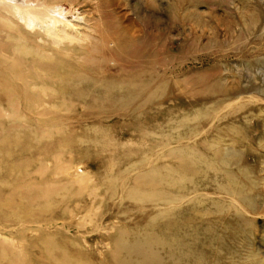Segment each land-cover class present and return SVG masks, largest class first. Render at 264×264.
<instances>
[{"label": "rangeland", "instance_id": "rangeland-1", "mask_svg": "<svg viewBox=\"0 0 264 264\" xmlns=\"http://www.w3.org/2000/svg\"><path fill=\"white\" fill-rule=\"evenodd\" d=\"M52 1L89 41L0 8V264H264V0Z\"/></svg>", "mask_w": 264, "mask_h": 264}, {"label": "bare ground", "instance_id": "bare-ground-1", "mask_svg": "<svg viewBox=\"0 0 264 264\" xmlns=\"http://www.w3.org/2000/svg\"><path fill=\"white\" fill-rule=\"evenodd\" d=\"M30 2H34L35 5H30ZM58 4L59 3H55L52 0H24V6H22L20 4L10 3L8 0H0V8L2 10H4L13 18L17 19L18 16V20L23 21L26 26L30 28L32 27V29L39 23H47L43 35L36 31L33 32L34 34H37L43 41H49L57 46H61V44L66 40L79 43L89 41L88 35L79 36V31L77 30L78 23L74 22L73 20H68V16L71 13L72 8L71 11H66L64 7L59 6ZM108 23L110 25V22ZM125 94L121 96H124ZM216 145L211 144L213 147ZM210 157L213 160H219L218 163L220 164L226 162V159H224V157L221 155H216L215 151L210 153ZM213 160L212 162L217 164V162Z\"/></svg>", "mask_w": 264, "mask_h": 264}]
</instances>
